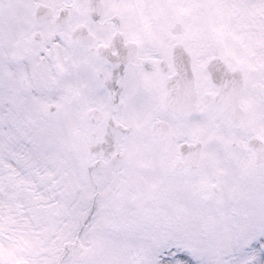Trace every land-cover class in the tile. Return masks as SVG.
Masks as SVG:
<instances>
[{
  "label": "snow or ice",
  "instance_id": "obj_1",
  "mask_svg": "<svg viewBox=\"0 0 264 264\" xmlns=\"http://www.w3.org/2000/svg\"><path fill=\"white\" fill-rule=\"evenodd\" d=\"M0 264H264V0H0Z\"/></svg>",
  "mask_w": 264,
  "mask_h": 264
}]
</instances>
